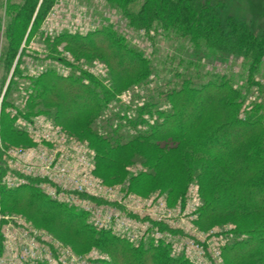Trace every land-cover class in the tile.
Here are the masks:
<instances>
[{"label":"trees","instance_id":"trees-1","mask_svg":"<svg viewBox=\"0 0 264 264\" xmlns=\"http://www.w3.org/2000/svg\"><path fill=\"white\" fill-rule=\"evenodd\" d=\"M102 1L109 10L123 16L126 29L150 37L152 54L131 45L126 29L112 25L87 33L64 31L50 36L45 21L59 0H25L19 7L11 3L8 10L13 18L8 28L12 36L4 59L12 64L13 71L1 104L4 127L10 134L31 141L16 127L18 115L31 118L44 114L60 125L95 116L115 129L90 131L97 143L98 169L119 166L125 152L135 149L151 157L157 154L158 170H167L173 154L176 157L179 149H192L207 159L206 171L216 167L228 178L212 202L206 204L203 198L197 224L202 227L206 220L237 206L249 207L261 216L259 222L245 230L225 225L230 232L222 257L224 264L261 261L264 99L259 96L264 97V82L257 72L264 63V30L256 33L232 15L223 18L218 7L204 0ZM29 28L27 42L40 35V44L50 48L38 53L25 46L28 54L25 48L20 50L18 43ZM159 28L182 41V46L165 58L156 56L154 33ZM62 43L80 51L101 53L109 64L104 65L105 75L89 72L86 64L73 57L61 58L51 46ZM40 61H47L46 68L31 73V65ZM215 61L226 69L233 61L248 67L246 79H233V72L213 70L210 65ZM256 91L258 100H252ZM125 92L129 102L122 97ZM49 101L57 104L53 111L41 107ZM187 106L194 112L192 117ZM154 174L142 172L131 184ZM173 190H166L168 200ZM0 191L4 202L31 209L72 234L82 249L97 250L102 257L93 264H195L184 255L173 256L170 246L164 243L135 246L108 230H99L88 222L85 212L49 199L33 185L17 189L1 186Z\"/></svg>","mask_w":264,"mask_h":264},{"label":"built area","instance_id":"built-area-1","mask_svg":"<svg viewBox=\"0 0 264 264\" xmlns=\"http://www.w3.org/2000/svg\"><path fill=\"white\" fill-rule=\"evenodd\" d=\"M102 3L106 13H115ZM80 6L77 0H59L45 21L47 33L70 31L80 20L67 15L72 8ZM84 66L95 75L107 72L104 65ZM59 71L67 72L65 68ZM31 73L36 74V68H31ZM16 127L32 141L56 147L12 148L4 153L0 158V189L1 186L17 189L33 185L49 199L85 212L95 228L108 230L135 246L164 243L170 246L173 256L184 255L195 264H224L222 252L230 227H217L208 232L195 225L201 207L198 187L192 186L194 192L188 194L184 204L159 209L154 201L142 203L123 194L122 189L108 190L88 182L93 181L95 152L66 156L56 151L57 143L64 139V131L47 115L31 118L18 115ZM7 218L6 222H0V264H93L102 257L97 250H92L88 256H76L26 220Z\"/></svg>","mask_w":264,"mask_h":264},{"label":"rangeland","instance_id":"rangeland-1","mask_svg":"<svg viewBox=\"0 0 264 264\" xmlns=\"http://www.w3.org/2000/svg\"><path fill=\"white\" fill-rule=\"evenodd\" d=\"M24 1L25 0H0V158L4 153H8L12 148L31 150L33 148L41 149L43 147H56L55 144H39L32 140L30 141L16 137L8 132L1 121V104L5 98L8 86L11 83V72L13 71L12 64L8 63L4 59V53L10 46V39L12 36V33L9 32L8 26L10 22H12L13 13L8 10V5L14 3L19 7L24 3ZM77 1L80 2L81 6L77 9L72 8L67 17L72 16L77 21H80L77 22V25H72L74 27L69 28L71 29L69 32L85 33L88 28L90 29L89 31H93L95 29H106L109 25L126 29L124 28L123 16L117 11L113 13V15H111L110 11L106 13L107 10L103 5L102 0ZM204 1L218 7L223 18H228V16L232 15L237 20L249 24L254 32H263L264 0ZM52 9L50 11H52ZM30 28L26 33H24L23 37L19 41L18 48L21 50L23 48L26 49L28 46L27 48L29 50L42 53L43 48H47L48 45L43 46L40 44V41L38 40L40 35L32 37L27 42L30 34ZM126 31L129 35L127 40L131 45L136 48L139 47L144 49L147 55L152 54V46L149 40L150 37H143L139 33L129 30V28H127L125 32ZM152 33L154 32L152 31ZM42 34L46 37L45 31ZM154 34L157 38L156 47L158 52L156 53V56L160 55V58H165L168 52H174L176 47L179 48L182 46L181 39L174 38L173 36L167 34L165 29L159 28L158 32ZM51 47L59 52L61 58L64 56L73 57L80 63L83 62L84 64L90 65H105L109 67L108 61H106V58L102 56L101 53L80 51L73 49L66 43L52 45ZM48 48H50V45ZM28 49H26L25 54H28ZM46 64L47 61H40L35 62L31 65V67L36 68L38 71V67L45 69ZM54 64L56 65L57 62ZM210 67H214L213 70L219 69L221 72L224 70L226 72H233L231 76L233 79L237 80H245L246 72H248V67H243L235 61H233L227 69L225 66H222V64L216 61L211 63ZM257 73L259 78H261L264 82V63L260 66ZM161 77H163L162 79L164 81L165 75L162 74ZM15 96L16 95H14V97ZM258 96L259 95L256 91L255 94L252 95L251 99L258 100ZM122 97L125 98L124 101L129 102L130 97L127 92L123 93ZM260 98L264 99L261 95L259 96V99ZM56 106V103H52L50 101L47 104L41 105V107L49 109V111H53ZM187 112L188 114L190 113L189 116L191 117L194 115V112H192L190 107L187 108ZM58 125L64 131V139L57 143L56 151L58 150L60 153L64 152L66 156L77 154L93 155L94 152L96 154L97 143L94 137L90 135V131L92 129L100 133H103L106 129L113 132L115 131L112 126L107 125L105 122L92 115H88L73 123H63ZM116 132L122 134L121 131ZM231 138H234V136L232 135ZM154 154L155 153H153L152 156H154ZM157 157V154H155V157H151L150 154L148 155L140 150L130 149L128 152H125L121 163L115 168L99 167L98 169V166L95 163V170H93V173L91 174V179H93V181L89 179L88 182L93 185H101L102 188L108 190L111 188L117 190L122 189L123 194H127L131 199L142 203L154 201L159 209H162L165 206L173 209L174 207L176 208L185 203V199L188 194H192L194 192L192 191L193 185L198 187L196 191L202 206V204H204V199L206 204L212 202L220 190H222L221 185L228 181L226 175L216 167H212L213 169L211 168L206 171L207 167L205 164L208 163L207 159L199 154H195L192 149H179L176 157H174L173 154L172 162L170 164L171 166L167 170H158L159 166L156 164L158 163V160L156 159ZM95 160H97L96 156ZM146 171L154 172L155 174L150 179L137 178L135 184H131L132 179L136 178L138 174ZM205 171L209 173L206 174ZM172 188H174V192L171 194L170 200H168L166 190ZM164 199H166V201ZM8 216L26 220L31 224V226H34L38 230H41L51 236L60 244L68 247L76 256H88L91 253V250L82 249L79 241H77L72 234H68L60 230L59 227L55 225L56 223L41 218L39 214L33 212L29 208L18 207L4 202L0 191V222H6ZM259 217L261 216L258 213L252 211L249 207L242 205L237 206L224 214H220L217 217L211 218L210 220H206L202 227L200 224H197V222H195V225L198 228L200 226L204 231L208 232L209 230L217 227H224L225 225L232 224L245 230L249 228V226L257 224L259 222ZM258 262L264 264V259H261V261L250 260L236 264H257Z\"/></svg>","mask_w":264,"mask_h":264},{"label":"water","instance_id":"water-1","mask_svg":"<svg viewBox=\"0 0 264 264\" xmlns=\"http://www.w3.org/2000/svg\"><path fill=\"white\" fill-rule=\"evenodd\" d=\"M12 75V74H11Z\"/></svg>","mask_w":264,"mask_h":264}]
</instances>
